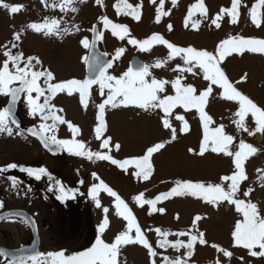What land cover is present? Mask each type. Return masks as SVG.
<instances>
[{"label":"rangeland","instance_id":"rangeland-1","mask_svg":"<svg viewBox=\"0 0 264 264\" xmlns=\"http://www.w3.org/2000/svg\"><path fill=\"white\" fill-rule=\"evenodd\" d=\"M4 2L24 7L15 14H10L8 10L0 7V63L5 59L2 54L4 46L11 47L15 43L17 47L11 49L12 53L22 52L25 58L37 57L42 62L43 68H48L54 73L55 80L51 83L85 79V63L82 58L88 54V49L82 46L81 40L87 37L90 41L91 28L95 23L98 25V32L102 34V39H98V47L108 54L110 61H113L117 49H125L120 58L116 59L113 66L108 69L111 75L119 77L126 71L129 68V60L134 54L139 55L147 65H153L157 59L167 58L169 50L164 45L157 44L152 46L150 51H141L138 46L129 44L127 37L124 40L119 39L113 35L110 26L107 29L104 27L103 17H107L113 23L126 25L130 30V36L140 41L153 34H161L176 46H192L197 50H208L213 53L218 43L229 37L264 39V6L257 10L258 18L261 20L260 27L252 23L249 15L250 9L258 3V0H241L238 6V22L232 24L231 17L223 15L219 21L220 28L212 25L211 19L220 13L222 7L230 8L232 0H203L207 9V19L201 17L199 11H194L188 28H185L184 20L190 6L198 0H177L176 6L172 5L171 0H164L162 11L169 12V15L162 16L159 23L155 22L159 0H156L155 4L151 0H127V3L133 6L142 3L139 21L133 19L131 15L124 14V11L118 15L114 8L118 0H100V3H97V0H83V2L76 0L73 5L77 8L76 12H62L58 6H53L59 5L62 0H4ZM121 7L123 8V3ZM45 19L60 21V29L67 27L70 33L46 36L43 32L38 33L27 27L31 23H43ZM198 19L202 21L198 30L192 29L191 21ZM169 24L172 25L171 31L168 30ZM77 27L79 31L76 30ZM15 33L20 34L18 41L14 38ZM177 65L183 66V61L179 57L168 61L163 67H152L150 71L155 78L168 81L182 76V84L194 86L197 96L208 87L209 82L203 79L199 69L195 70L196 75L173 71ZM37 67L40 69V66ZM220 67L237 90L252 99L258 106L264 107V53L247 50L243 54L232 53L223 60ZM38 83L44 86L43 78ZM212 87L213 91L205 107L206 113L214 121L209 125V130L212 131L223 125L224 132L234 137L233 144L230 146L233 152L238 150L241 140L258 149L255 154L247 157L243 164L247 179L241 181L237 198L256 203L260 214L264 216V186H261L264 182L260 179L264 176V133L256 132L254 135H249L248 132L238 129L233 123L238 119L234 116L239 107L238 103L221 98L222 89L215 85ZM106 95L107 89H105V95L101 96L99 86L93 85L90 89L87 109L82 107L78 93L72 95L66 92L58 93L51 104L57 109H63L62 112H57L58 115L79 127L80 132L75 135V139L85 142L86 148L93 152L108 153L113 158L123 161L142 157L146 154L147 148L156 143L164 142L165 147L151 157L154 170L147 181L142 178L137 179L133 175L136 171L134 165H128L127 171H124L109 161L95 158L88 160L69 154L66 150L59 158L62 164L57 163V158L49 157V174L53 178L50 179L49 185V189H52L49 191L48 202V225L50 226L48 231L42 232L44 237L41 253L64 251L65 256H68L90 248L97 236L101 235L98 232V226L105 217L103 207L109 209L107 218L110 223L101 235L106 243L114 242L116 235L127 230V221L116 214L114 197L100 191L98 199L102 207L98 208L95 201L88 195L91 186L99 183L92 175L95 173L125 201L142 234L157 252L155 257H150L145 247L138 243H130L121 246L118 264H152L153 260L155 264H164V257L173 259L181 257L186 264H217V261L219 264H264V257H253L249 255L248 249L233 246L232 232L235 223L243 219L242 215L235 210V205L225 201L216 206L191 195L173 196L156 205L157 208H164V213L154 211L149 214L150 205L144 204L141 207L134 200V197L141 193L145 200L155 199L161 193L170 191L177 180L217 184L221 183L222 176L234 173L233 157L223 153H213L210 148L202 156L197 154L204 136L198 111L185 110L181 106L172 110L168 118L172 127L176 128L177 136L175 140H171V130L165 129L162 124L165 113L161 109L144 111L137 107L106 106L104 118L107 130L104 137L110 136L113 145L115 143L121 145L119 150L113 147L109 153L108 149L100 148L101 141L95 138L94 133V128L98 124L97 105L106 98ZM160 95L161 97L175 95L170 83L165 85V91ZM6 97L0 95V108L5 103ZM40 102H43V97ZM18 113L24 118H29L27 122L41 121L39 116L33 118L29 114L26 94L20 101ZM177 115H182L189 124L190 130L187 133L180 131L183 122L176 119ZM48 123L50 124L51 121ZM245 123L250 131L254 130L255 124L251 114L246 117ZM56 134L59 139L73 138V133L66 124L58 125ZM189 149L194 151L189 152ZM56 181H60L65 191L73 190L69 196L74 198L58 200L56 197L61 193ZM249 189L252 191L249 196H245L244 192ZM69 199L76 201L72 208L79 211L74 227L71 221ZM35 200L36 197L34 203ZM197 215L202 219L196 222L194 228L193 220ZM10 228L13 236L11 246H16L25 236V232L21 225H12ZM156 229H160V232ZM162 232L170 234L164 237L161 235ZM179 232L192 234L203 232L207 243L201 245L197 242L194 245L193 255L187 257L186 249L180 248L177 251L171 246L177 239L185 243L189 239V236H177L176 233ZM130 235L135 237V229ZM163 240H167L168 244L161 247L160 243ZM213 244L230 251L232 256L225 257L217 248L212 247ZM253 250L260 251L258 247ZM46 258L41 257V259ZM0 264H4V261L0 260ZM27 264L32 262L28 261Z\"/></svg>","mask_w":264,"mask_h":264},{"label":"snow or ice","instance_id":"snow-or-ice-1","mask_svg":"<svg viewBox=\"0 0 264 264\" xmlns=\"http://www.w3.org/2000/svg\"><path fill=\"white\" fill-rule=\"evenodd\" d=\"M83 2V0H80ZM153 4L156 0H151ZM172 5L176 6L177 0H171ZM76 0H62L58 6L62 12L72 11L76 12L77 8L73 5ZM100 3V0H97ZM123 3V8L121 7ZM241 0H232L230 8H221L215 18L211 19V24L216 28H220L219 21L223 18V15L231 17L230 23L236 24L238 22V6ZM164 6V0H159V6L156 9L155 22L159 23L162 16L169 15V12L162 11ZM264 6V0H258V3L253 5L250 9L249 15L252 23L257 27H260L261 20L258 18V9ZM0 7L8 10L10 14H15L21 11L23 5H10L5 3L4 0H0ZM141 5L133 6L127 3V0H118L114 8L119 15L122 11L124 14L131 15L133 19L139 21L141 18ZM130 10V11H128ZM194 11H199L201 17L207 19V9L203 3V0H198L197 3L190 6L187 16L184 20L185 28L190 25L191 17ZM104 27L111 28L113 35L119 39L124 40L128 38V43L133 46H138L141 51H150L154 45H164L169 50V54L166 59H157L153 65H142L134 68L129 67L119 77L108 73V69L113 66V62L119 59L124 53V48H119L115 52L113 61L104 62L97 55H85L82 59L87 65L89 76L84 80L70 79L67 81H59L51 83L55 80L54 73L48 69L42 67V62L33 56L27 58L24 57L22 52L12 53V48L17 47L15 43L11 47L4 46L2 51L5 59L0 63V95L10 97L8 103L3 108H0V133H7L8 136L13 135V127L15 125L19 129V123L14 117L13 108L16 106L17 101L20 99L21 94H26L27 106L29 114L35 118L39 116L41 123L37 128L29 129L31 135L37 137L45 148L51 150L52 146H55L57 150H66L69 154L84 157L88 160H103L109 161L113 165H118L122 170L127 171L128 165H134L136 171L133 175L137 179H143L145 181L150 179L153 172V165L151 163V157L154 153L165 147L164 142L156 143L155 145L148 147L146 154L140 158L125 159L119 161L113 158L112 155L101 151H91L86 148V144L83 141L75 139V135L80 132L78 126L73 125L72 122L64 119L63 116L58 115L57 112H62L63 109H57L55 105L51 104V101L56 97L58 93L66 92L68 95L74 93L79 94V99L82 107L87 109L88 101L90 98V89L93 85L99 86V92L101 96L105 95V89H107L106 98L97 105L98 108V124L94 128L95 138L101 141L100 148L108 149L109 153L114 147L119 150L121 145L111 143L112 138L104 137V133L107 130L105 116L106 106L116 107H137L144 111L161 109L165 116L162 118V124L165 129L171 130V140H175L177 136L176 128L172 127L169 115L172 110L177 106L183 107L185 110L196 109L199 113L200 120L203 124L204 136L200 146L198 155H204L209 150L213 153H223L226 156L233 157V163L235 171L232 175H225L221 177V183L212 184L205 182H192V181H175V186L166 193H161L156 196L155 199L145 200L143 193L134 197L135 202L139 206L148 204L151 206V212L158 211L164 213V208H157L156 205L164 199L171 198L173 196L191 195L193 197L202 198L205 202L218 206L221 202H227L230 205H235V210L243 217L242 220H238L235 223L234 231L232 232L234 247L240 246L249 250V255L253 257H264V216L260 214L256 203L245 202L242 199L237 198L239 191V185L241 181L247 179L243 164L247 157L255 154L258 149L252 145L247 144L243 140L238 145V150L233 152L230 150V146L233 144L234 137L224 132V126L220 125L214 130H209V125L213 123L212 117L209 116L206 111L207 99L213 91V85L222 89V97L228 101H235L238 103V110L234 113L238 119L234 120L238 129L248 132L249 135H254L256 132L264 133V107L258 106L252 99L242 94L237 90L234 85L229 81L220 64L223 60L232 53L243 54L244 51L264 53V39L257 38H244L241 36L229 37L220 41L216 47L215 53L208 50H197L195 47H181L176 46L173 43L165 39L161 34H153L143 41L137 40L130 36V30L126 25H119L110 21L107 17L102 18ZM201 20L191 21V28L197 29L201 23ZM60 21L52 19L51 21L45 19L43 23H31L27 25L28 28L36 31L43 32L44 35H63L70 33V29L65 27L62 30L59 27ZM79 31V28H76ZM168 30H172V25H168ZM94 34L93 41H89L87 37L81 40V44L85 49H93L97 39H102V34L96 32L95 28L92 29ZM15 40L20 39V34H14ZM179 57L183 61V66L177 65L173 71H179L181 73H190L196 75V69H199L203 74V79L209 82L206 89L201 91L197 96L196 89L192 85H183L182 76H177L174 80L168 81L164 79H157L152 76L150 69L152 67L160 68L168 63V61ZM11 66V67H10ZM37 66L40 69L37 70ZM151 77V79H149ZM43 78V85L41 86L38 81ZM243 79V78H242ZM171 84L175 91V95H166L161 97V93L165 91V85ZM18 84V86H13ZM35 93V96H33ZM41 97L43 102L41 103ZM251 114L255 128L249 130L245 120L246 117ZM177 120L183 122V126L180 129L181 132L187 133L190 130L189 124L184 120L182 115L176 116ZM48 121H51L49 124ZM66 124L69 130L73 133L72 139H59L57 136L58 125ZM103 137V138H102ZM171 142V141H169ZM193 149H189V152H193ZM19 168L20 171L26 172L29 176L34 177L36 180H40L43 176H48L49 179H53L47 170L41 168H28L16 163H10L4 167H0V173L11 169ZM261 171V170H258ZM95 180H98V184H93L89 190L88 195L95 201L96 207H102L98 194L100 191L106 192L109 196L114 197V207L116 214L127 221L126 231L116 235L114 242L106 243L101 235L105 232L109 225L107 213L109 209L103 207L105 217L102 223L98 226V235L95 243L85 251L74 253L72 255L65 256L64 251L58 253H35L30 256L13 257L8 264H27L31 261L32 264H118V256L121 246L128 245L130 243H138L148 250L150 257H155L157 252L153 249L147 238L142 234L132 211L128 208L125 201L116 193L110 186H108L100 177L93 173ZM13 182V186L17 184L15 177H10ZM264 182V176L260 177ZM230 182V183H227ZM59 185L60 195L56 198L58 200H64L70 197L69 193L73 190L65 191L64 186L60 181H56ZM226 185V186H225ZM261 186H264L262 183ZM52 189L50 188L49 191ZM252 189L244 192L245 196H249ZM0 207H3V202L0 201ZM25 221L32 223V221L24 217ZM202 217L197 215L193 220V227H196V222L201 220ZM135 229V237H132L130 233ZM160 232V229H156ZM170 233L162 232L161 235L167 237ZM177 236H189V239L185 243L182 240L177 239L171 246L179 251L180 248L186 249L185 255L191 257L193 255L194 245H204L207 241L204 239L203 232H197L195 234L188 232L176 233ZM168 244L167 240H163L160 243L161 247ZM212 247L217 248L222 252L225 257H231L232 253L219 246L213 244ZM259 248L260 251H254L253 249ZM0 255L7 256L8 253L0 249ZM41 257H47L41 259ZM152 264H155L153 260ZM164 264H186V261L181 258H168L164 257ZM219 264V261H217Z\"/></svg>","mask_w":264,"mask_h":264},{"label":"flooded vegetation","instance_id":"flooded-vegetation-1","mask_svg":"<svg viewBox=\"0 0 264 264\" xmlns=\"http://www.w3.org/2000/svg\"><path fill=\"white\" fill-rule=\"evenodd\" d=\"M4 106L5 103L1 108ZM17 116L20 121L19 129L15 125H11L13 127L12 136H8L7 133H0V167H4L10 163H16L17 165L34 169L43 167L49 173V157L57 158V163L62 164L59 158L63 154L61 156L50 155L40 146L37 139L26 132L27 126H35L37 128L41 121L34 123L28 120L29 122H27L26 120L29 118H24L19 113H17ZM35 148L36 153H34ZM10 177L16 178L17 184L15 186H13ZM50 183L48 176H43L40 180H36L26 172L20 171L19 168L0 173V201L3 202V207H0V214L20 210L23 212L22 214H25L32 221V223H26L18 216H4L0 220V246L19 248L38 240V252L41 253V245L44 237L42 232L48 231L49 229L46 226L48 225L49 218L48 202ZM35 197L36 200L34 203ZM68 204L72 225L74 227L79 211L77 210L78 212H76L74 219V209L72 207L76 204L75 200L69 199ZM12 225H21L25 232V236L21 238L16 246H11L13 236L12 229H9V227ZM0 260H3L4 264H8L10 261L2 255H0Z\"/></svg>","mask_w":264,"mask_h":264},{"label":"water","instance_id":"water-1","mask_svg":"<svg viewBox=\"0 0 264 264\" xmlns=\"http://www.w3.org/2000/svg\"><path fill=\"white\" fill-rule=\"evenodd\" d=\"M93 28H95L96 32H98V25L96 23L93 24L92 29ZM92 29H91V40H90V42L93 41V39H94V34H93ZM88 55L89 56L97 55L104 62L110 61L107 53L102 52V51H100L98 49V39L96 40L95 47L93 49H89L88 50ZM142 65H145V62L143 61V59L139 55L134 54V55L131 56V58L129 60V67L131 66V67L137 68V67H140ZM88 76H89V71H88L87 65L85 64V78H87ZM13 86H18V84H15ZM22 95H23V93L21 94V97H22ZM21 97L17 101L16 106L13 108L14 117L17 120V122L19 123V125H20V121H19V118L17 116V110H18V105H19V102L21 100ZM9 99H10V97L7 98L5 106L7 105ZM34 128H36V127L35 126H27L26 127V129H27L26 132L29 135H31V133L29 132V129H34ZM31 136H33V135H31ZM33 137H35V136H33ZM35 138L39 141V143L42 146V148L45 149L46 151H48L52 156H58V155H61L63 153V150H57L55 148V146H52L51 150H49L48 148H45L43 146V144L40 142V140L37 137H35ZM76 212H78V211L74 210V212H73V215H74L73 218L74 219H75ZM22 213L23 212L20 211V210H14V211H11V212L3 213V214H0V220L2 218H4V216H18V217H21L25 221L24 217H26V216H25V214H22ZM26 223H28V222H26ZM49 226L50 225H47L46 228H49ZM38 248H39L38 247V240L35 241L34 243L32 242V243L23 245V246H21L19 248H16V249H10V248H6V247L0 246V249L6 251L8 253V255L4 256V257H6L9 260L13 259V257H20V256H25L26 257V256L34 255L35 253L38 252Z\"/></svg>","mask_w":264,"mask_h":264},{"label":"trees","instance_id":"trees-1","mask_svg":"<svg viewBox=\"0 0 264 264\" xmlns=\"http://www.w3.org/2000/svg\"><path fill=\"white\" fill-rule=\"evenodd\" d=\"M37 69H39V68L37 67Z\"/></svg>","mask_w":264,"mask_h":264}]
</instances>
